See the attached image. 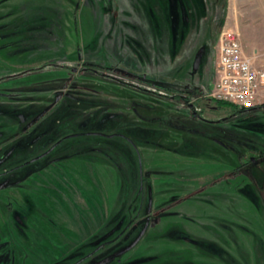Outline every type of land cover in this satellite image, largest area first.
Instances as JSON below:
<instances>
[{
  "label": "rangeland",
  "instance_id": "obj_1",
  "mask_svg": "<svg viewBox=\"0 0 264 264\" xmlns=\"http://www.w3.org/2000/svg\"><path fill=\"white\" fill-rule=\"evenodd\" d=\"M227 12L264 35V0H0V264H187L183 217L264 234V109L205 97ZM198 111L243 157L191 141Z\"/></svg>",
  "mask_w": 264,
  "mask_h": 264
},
{
  "label": "crops",
  "instance_id": "obj_2",
  "mask_svg": "<svg viewBox=\"0 0 264 264\" xmlns=\"http://www.w3.org/2000/svg\"><path fill=\"white\" fill-rule=\"evenodd\" d=\"M224 24L226 28L237 31L243 44L244 53L253 59L255 66L264 69V35L262 33V27L256 25L255 23L248 22L243 17H233V15H228V12L225 17ZM262 96L264 97V88ZM205 97L208 98L209 101L213 100L212 102L214 104H220L219 106L222 107L225 106V103L216 100L212 96ZM214 107V111H216L215 109H217V106ZM231 107L234 109L233 112L239 114L242 113L244 117H249L252 115H258V112L251 111L254 109H264V102H262V99L260 98L259 104L255 108L248 110H241L233 104ZM192 116L194 121L208 124L211 131L209 134L201 128L198 130L193 129L191 132V135L193 136V138H191L192 142H199V144L202 143V148L204 145H207L208 147H204L203 149L205 151L209 148L214 152H235L239 156L243 157V154L238 152V150H236L232 145V141H235V135L238 130L230 127L222 128L218 126L222 120H225L224 116L218 119H208L205 118L199 111L195 112ZM231 116H233V114L229 117ZM229 117H226V119ZM186 131L187 130L184 132ZM239 139L242 140V138ZM239 139L236 142L243 145V142ZM180 141H185V139L182 138ZM155 145L158 146L159 149H165L161 142L155 143ZM191 154L192 153H190V155ZM202 159L203 158H200L199 160L202 161ZM221 167L222 169H219V171H212V176H217V174H221L223 171H230L232 168L230 166ZM244 171L245 169L243 168L242 174H244ZM201 172L202 171H200V174L197 175L198 177L201 175ZM233 176L226 179L225 182H232V180H234ZM240 177L248 179L245 175H241ZM195 180L197 179L194 178L192 181ZM250 197L251 199L258 198L255 194L252 196L250 195ZM250 197L248 196L245 198L249 199ZM227 214L228 213H226V215ZM183 219L188 221L187 230L193 231V234L186 233L189 237L182 238V240H184V244H179L180 246L182 245L185 246L184 248H187V255L189 257L187 264H234L237 261L239 264H264V234L262 235V233L256 232L258 229L255 228V226H251V228L244 225L236 226L231 222L224 223L222 222V219L219 218H215L214 221L211 222H205V220L203 221L202 219L196 222L195 220L184 217ZM235 236H240V238L235 240ZM239 251H241V253H239Z\"/></svg>",
  "mask_w": 264,
  "mask_h": 264
},
{
  "label": "built area",
  "instance_id": "obj_3",
  "mask_svg": "<svg viewBox=\"0 0 264 264\" xmlns=\"http://www.w3.org/2000/svg\"><path fill=\"white\" fill-rule=\"evenodd\" d=\"M264 88V69L255 66L244 53L237 31L225 28L221 34L217 79L211 96L241 110L255 108Z\"/></svg>",
  "mask_w": 264,
  "mask_h": 264
},
{
  "label": "water",
  "instance_id": "obj_4",
  "mask_svg": "<svg viewBox=\"0 0 264 264\" xmlns=\"http://www.w3.org/2000/svg\"><path fill=\"white\" fill-rule=\"evenodd\" d=\"M199 64H200V58L197 57L196 62H195V68H198ZM148 225L149 224H147L146 228L143 230V232L141 233V235L139 236V238L136 240V242L134 244H136L137 242H139V240L143 237V235L145 234V232H146V230L148 228Z\"/></svg>",
  "mask_w": 264,
  "mask_h": 264
},
{
  "label": "trees",
  "instance_id": "obj_5",
  "mask_svg": "<svg viewBox=\"0 0 264 264\" xmlns=\"http://www.w3.org/2000/svg\"><path fill=\"white\" fill-rule=\"evenodd\" d=\"M147 1H153V3H157L158 1L160 2H165V0H147ZM155 1V2H154ZM187 0H185V3H186ZM189 13V12H188ZM223 103H227V102H223Z\"/></svg>",
  "mask_w": 264,
  "mask_h": 264
},
{
  "label": "flooded vegetation",
  "instance_id": "obj_6",
  "mask_svg": "<svg viewBox=\"0 0 264 264\" xmlns=\"http://www.w3.org/2000/svg\"><path fill=\"white\" fill-rule=\"evenodd\" d=\"M49 150H52V148H50ZM46 153V152H45Z\"/></svg>",
  "mask_w": 264,
  "mask_h": 264
}]
</instances>
